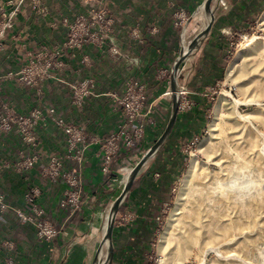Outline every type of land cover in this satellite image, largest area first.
<instances>
[{"label":"crops","instance_id":"0c3cea01","mask_svg":"<svg viewBox=\"0 0 264 264\" xmlns=\"http://www.w3.org/2000/svg\"><path fill=\"white\" fill-rule=\"evenodd\" d=\"M203 1L42 0L45 15H34L28 8L21 11L0 51V75L20 70L41 47H60L67 38L63 19L73 20L92 6L103 5L113 19V27L103 46L64 48L57 58L59 67L53 71L54 78L41 81L38 88L31 89L15 79L1 81L0 96L15 112L28 114L34 109L53 107L66 123L76 125L87 137L102 140L123 120L110 95L122 94L127 81L137 79L145 88L152 122L147 123L139 144L128 149L121 147L108 174L101 172L100 145L85 150L81 206L74 214L59 206L65 183L50 181L42 175L50 157L55 155L61 158L65 169L74 167L67 158L63 132L48 119L42 121L36 131L37 146L32 150L36 161L31 168L20 171L15 167L26 146L14 133H0V192L4 202L28 212L25 196L31 189H38L36 204L44 210L45 218L61 229L56 239L44 241L12 211H0V264L7 259L13 264H92L105 231L109 207L124 184L125 178L123 183L120 181L121 172L128 173L127 166L132 161L138 162L155 143L171 113V97L165 96L169 92V79L161 80L159 73L161 70L170 73L181 47L182 28L174 27L173 14L182 10L190 19ZM6 2L0 0V9ZM262 9L264 0H225V5L217 9L207 39L186 60L189 65L179 87L187 90V98L182 96L181 100H187L190 107L179 108L163 147L135 177L116 216L109 264L148 263L157 232L156 217L173 195L184 161L182 146L191 141L205 120L209 106L206 92L220 79L229 38L245 31ZM202 21L198 11L186 31L198 33ZM111 47L117 49L118 55L110 53ZM84 79L93 81V95L81 105H74L66 84Z\"/></svg>","mask_w":264,"mask_h":264},{"label":"rangeland","instance_id":"374dc122","mask_svg":"<svg viewBox=\"0 0 264 264\" xmlns=\"http://www.w3.org/2000/svg\"><path fill=\"white\" fill-rule=\"evenodd\" d=\"M263 13L264 9L245 31L229 38L220 79L206 92L209 106L205 120L181 148V173L171 199L156 217L157 232L147 264H264V23L259 22ZM195 34H181L180 46L187 45ZM245 35L251 41L239 53ZM236 59L238 62L229 71ZM161 71L164 76L159 78L168 80V71ZM183 89V97L187 98L188 92ZM181 97L179 105L187 103ZM221 100L224 102L219 107ZM146 104L145 108L150 106ZM217 106L220 114L215 116ZM187 107L188 103L183 109ZM150 112L143 118V135L136 144L143 139L147 123L152 122ZM191 161L196 168L185 181ZM135 162L127 168L131 170ZM127 174L121 172V183ZM209 192L214 197L210 204L197 206L199 198ZM178 197L179 214L171 217ZM189 218L199 220L190 233ZM171 220L159 250L161 235Z\"/></svg>","mask_w":264,"mask_h":264},{"label":"built area","instance_id":"2783aa9c","mask_svg":"<svg viewBox=\"0 0 264 264\" xmlns=\"http://www.w3.org/2000/svg\"><path fill=\"white\" fill-rule=\"evenodd\" d=\"M24 8H28L31 13L37 16L46 14L42 0H7L0 9V51L7 34L13 29L16 19ZM187 19L185 11L175 12L173 14L174 27L181 28ZM62 23L67 28V38L60 47H41L28 58L27 63L20 70L0 75V83L6 79H15L31 89L38 88L41 81L54 78L53 71L59 67L57 58L64 48L81 49L86 44L103 46L111 33L113 19L109 16L106 8L97 5L90 7L86 14L77 16L73 20L63 19ZM110 53L113 56L118 55L115 47L110 48ZM160 75L164 76V72L161 71ZM66 85L72 93L74 105H81L93 95L94 85L90 79ZM145 93L143 84L137 79H130L122 94L110 95L121 110L123 120L114 132L102 140L87 137L76 125L66 123L58 116L53 107L34 109L28 114H19L0 96V133H14L27 148L20 153L21 159L15 170H26L34 165L36 155L32 150L38 142L36 131L39 124L48 119L52 125L63 132L67 158L74 164V167L65 169L61 158L55 155L50 157L42 170V175L50 181L62 180L65 183L66 189L59 206L67 209L70 214L76 213L81 206L83 184L81 167L85 150L92 145H100L101 172L108 174L110 165L121 147L126 149L133 147L143 135V118L150 112V106L145 108L147 106ZM184 94V89L180 88V95ZM184 107L185 105L180 103L179 108L183 109ZM38 195V189H31L26 194L25 198L30 207V210L26 212L7 205L0 192V211H12L21 223L29 224L35 229L39 239L52 241L57 238L61 229L45 218L44 210L35 202ZM127 218L130 217L127 216ZM6 246L12 248L11 244H6ZM2 264H13V262L7 259Z\"/></svg>","mask_w":264,"mask_h":264},{"label":"water","instance_id":"95a60500","mask_svg":"<svg viewBox=\"0 0 264 264\" xmlns=\"http://www.w3.org/2000/svg\"><path fill=\"white\" fill-rule=\"evenodd\" d=\"M215 1V6L212 7L213 2ZM220 5H225V0H204L198 11L201 12L203 16V21L201 23V30L196 33L187 45L183 44L180 48L179 55L174 62L170 73H169V93L171 95V113L167 124L160 135V137L155 141V143L148 148L139 161L132 167V169L128 172L125 177V181L123 187L121 189L120 194L115 198V200L111 203L109 207V211L106 217V226L103 237L100 240V243L94 253L92 264H109L112 255V232L114 223L116 220L117 213L129 194L134 179L141 171L146 162L152 158L158 151L163 147L166 142L169 134L171 133L180 102V87L179 80L183 78L185 73V68L188 67V63L186 60L193 55V53L199 50L200 46L207 39L214 23L216 21V13L217 9ZM196 11V13L198 12ZM195 13V14H196ZM195 14L192 16L194 17ZM191 17V18H192ZM190 19L186 21V23L182 27L181 34L185 33L188 23ZM106 250L104 257L102 258L103 251Z\"/></svg>","mask_w":264,"mask_h":264},{"label":"bare ground","instance_id":"6f19581e","mask_svg":"<svg viewBox=\"0 0 264 264\" xmlns=\"http://www.w3.org/2000/svg\"><path fill=\"white\" fill-rule=\"evenodd\" d=\"M259 22H261V23H264V13L262 14V16H261V18H260V20H259ZM251 41V38L250 37H248V36H244L242 39H241V42H240V45H239V53L242 51V50H244V47H245V45L248 43V42H250ZM238 62V60L236 59L233 63H232V66L230 65V68H229V71H231L234 67H235V65H236V63ZM223 102H224V100H221V102H220V106L219 107H221V105L223 104ZM218 106L214 109V114H215V116H217V115H219L220 114V108H219ZM195 168H196V165H195V163L193 162V161H191L190 162V164H189V166H188V168H187V172H186V174H185V177H184V180L185 181H188L192 176H193V174H194V171H195ZM207 189V188H206ZM209 190V189H208ZM211 191V190H210ZM206 194V193H205ZM224 196H227V195H224ZM236 196V195H235ZM233 197V196H232ZM230 198V197H229ZM212 199H214V197H213V194L211 193V192H209V193H207L206 195H204L203 197H200L199 198V202L196 204L197 206H199V205H202L203 206V208H204V205L206 206L208 203L210 204V202L212 201ZM227 200V199H226ZM181 198L180 197H178V199H177V201H176V203H175V207H174V210H173V212H172V214H171V217H174V216H176V215H178L179 214V210H180V206H181ZM215 201V200H214ZM223 201V200H222ZM233 201V200H232ZM226 204V203H225ZM196 206V207H197ZM195 207V208H196ZM212 207V206H211ZM199 208V207H198ZM206 209V208H205ZM198 210V209H197ZM199 211V210H198ZM198 211H197V213H198ZM198 217H200V216H198ZM203 219V218H202ZM172 221H174V220H171L170 221V223H169V225H168V227L166 228V230H165V232L161 235V238H160V241H159V250H161V248L163 247V242L165 241V239L167 238V235H168V230H169V228H170V226L172 225ZM196 224H199V220H194L193 218H189L188 219V226H189V233L190 232H192V231H194V228H196ZM231 225H232V223H231ZM201 227V226H200ZM202 229V228H201ZM194 234V233H193ZM194 236V235H193ZM193 239V238H192ZM193 240H195V239H193ZM196 242H197V240H196ZM227 242V241H226ZM186 245H188L187 244V242H186ZM192 245H194L193 243H192ZM103 254H102V258H103Z\"/></svg>","mask_w":264,"mask_h":264},{"label":"trees","instance_id":"16d2710c","mask_svg":"<svg viewBox=\"0 0 264 264\" xmlns=\"http://www.w3.org/2000/svg\"><path fill=\"white\" fill-rule=\"evenodd\" d=\"M133 186V185H132Z\"/></svg>","mask_w":264,"mask_h":264}]
</instances>
